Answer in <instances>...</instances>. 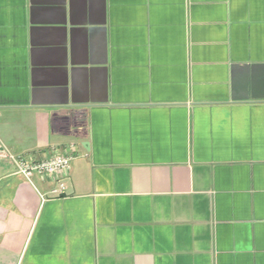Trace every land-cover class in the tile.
Segmentation results:
<instances>
[{
  "label": "crops",
  "instance_id": "crops-1",
  "mask_svg": "<svg viewBox=\"0 0 264 264\" xmlns=\"http://www.w3.org/2000/svg\"><path fill=\"white\" fill-rule=\"evenodd\" d=\"M263 68L264 0H0V264H264Z\"/></svg>",
  "mask_w": 264,
  "mask_h": 264
},
{
  "label": "built area",
  "instance_id": "built-area-1",
  "mask_svg": "<svg viewBox=\"0 0 264 264\" xmlns=\"http://www.w3.org/2000/svg\"><path fill=\"white\" fill-rule=\"evenodd\" d=\"M0 154L5 156L0 149ZM14 165L18 175L27 182L32 183L34 176L42 180L50 179L54 186L49 192L53 198L59 197L65 190V181L68 179L70 164L73 160L71 155L55 154L44 160H35L30 156H7Z\"/></svg>",
  "mask_w": 264,
  "mask_h": 264
},
{
  "label": "water",
  "instance_id": "water-1",
  "mask_svg": "<svg viewBox=\"0 0 264 264\" xmlns=\"http://www.w3.org/2000/svg\"><path fill=\"white\" fill-rule=\"evenodd\" d=\"M237 70H240V68L239 67H235L234 68V71H237ZM244 70H245V74L242 76L243 77V82L239 85H236L234 88H235V91H236V93H237V91H245V89L247 88L248 89V81H247V77H248V73H247V70H248V68L245 66V68H244ZM253 71L254 70V68H252V67H249V71ZM263 71H264V68H263ZM260 77H261V80L259 81V82H256V84L254 83V84H252V86H251V89H256V88H258V87H261L262 89H264V72H263V74L262 75H260ZM238 81V80H237ZM248 98H246V97H244V98H233V100H236V101H239V100H247ZM253 99V98H252ZM60 198H62V197H65V195L64 194H62V195H60L59 196Z\"/></svg>",
  "mask_w": 264,
  "mask_h": 264
}]
</instances>
